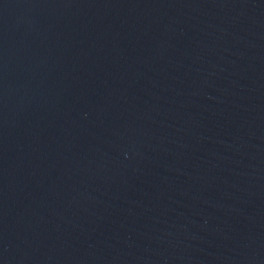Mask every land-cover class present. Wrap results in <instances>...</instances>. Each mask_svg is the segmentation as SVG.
<instances>
[{
    "label": "water",
    "instance_id": "water-1",
    "mask_svg": "<svg viewBox=\"0 0 264 264\" xmlns=\"http://www.w3.org/2000/svg\"><path fill=\"white\" fill-rule=\"evenodd\" d=\"M0 264H264V0H0Z\"/></svg>",
    "mask_w": 264,
    "mask_h": 264
}]
</instances>
